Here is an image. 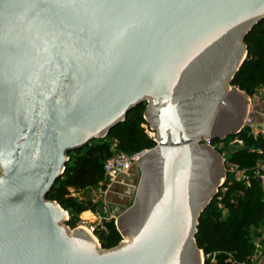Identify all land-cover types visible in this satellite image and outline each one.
<instances>
[{"label": "water", "instance_id": "1", "mask_svg": "<svg viewBox=\"0 0 264 264\" xmlns=\"http://www.w3.org/2000/svg\"><path fill=\"white\" fill-rule=\"evenodd\" d=\"M263 18L264 0H0V264H204L199 217L225 177L210 143L241 130L231 81ZM144 102L158 143L134 204L109 203L130 241L104 248L47 193Z\"/></svg>", "mask_w": 264, "mask_h": 264}, {"label": "trees", "instance_id": "2", "mask_svg": "<svg viewBox=\"0 0 264 264\" xmlns=\"http://www.w3.org/2000/svg\"><path fill=\"white\" fill-rule=\"evenodd\" d=\"M245 43L247 55L232 84L252 94L257 84V72H260L264 81V18L247 33ZM145 108L146 102L133 108L126 119L108 134L118 140V146L122 150L134 152L155 146V140L142 126L146 120ZM235 137L243 139L245 145L234 149L229 158L251 170L263 157L264 134L254 135L251 126L246 125L236 134L214 138L211 143H228ZM106 138L107 136L96 138L68 153L65 170L47 193L48 199L63 203L70 187L86 188L102 180L104 162L112 155L109 152L104 157L108 146ZM134 147L137 149L129 150ZM216 200L227 208L226 214L216 205ZM263 218L264 196L259 179L251 176L248 182L229 173L199 217L195 238L206 256L204 264H239L251 261L254 245L246 238L245 227ZM67 223L75 225L71 218ZM108 226L111 228L108 233L103 231L98 234L104 248L113 247L121 240V234L112 223H108Z\"/></svg>", "mask_w": 264, "mask_h": 264}, {"label": "rangeland", "instance_id": "3", "mask_svg": "<svg viewBox=\"0 0 264 264\" xmlns=\"http://www.w3.org/2000/svg\"><path fill=\"white\" fill-rule=\"evenodd\" d=\"M256 76L257 84L253 93L248 94L245 90H243L250 97L246 111L247 116L245 121L243 122V125L246 126L248 125V123H250L254 135H257L259 133L263 134L261 130L264 129V121L261 123L256 118L259 109L258 105H260L261 101L264 100V81H262L261 79L262 75L260 74V72H257ZM145 116L146 108L144 111V117ZM258 123H260L259 128L257 127V125H259ZM145 124H147L148 127H150L151 124L148 119L143 121L142 126L146 131L147 126ZM106 136L108 146L104 157H107L109 155V152L113 155L118 151L122 150L118 146V140H116L113 135ZM244 145L245 141L243 139L242 142L235 143H210V146L214 150H216L222 157L223 166L225 169V177L222 179L223 181L229 173L232 174L234 177H237L238 171L245 169V167L242 166L239 162L231 161L229 158L231 152L234 149L243 147ZM134 149L136 150L137 148L134 147L130 148L129 150ZM230 167H234L235 170L231 171L229 169ZM141 178L142 169L139 164H135L127 172L120 174L113 180L107 178L104 175L102 180L86 188L70 187L69 193L67 194V196H65L63 203L58 202V204L67 212V217L71 218V220L74 221L75 225L72 226L71 224L67 223V221H62V223L71 228L83 225L81 227L85 228L86 230H88L86 228V224H83L82 221L87 223H93L94 225L97 223L96 230H94L93 233L89 230L88 231L91 233V235L95 238V240L99 243L100 246L101 242L98 234L103 231L104 233L109 232L111 228L108 226V223H112V225L119 231L122 240L124 239L125 241L127 238L130 239L131 235H123L118 227L119 216L109 217L108 213L105 211L104 206L107 203H116L125 207H129L130 205H132L136 199ZM216 205L224 211V214L228 212L227 208L224 207V205L219 200H216ZM98 220H101L102 222H97ZM245 232L246 238L253 243L254 250L252 252L251 261L240 262L239 264H261V261L264 260V218L250 223L248 226L245 227ZM205 257L206 256L204 252L201 251V258L203 261L205 260Z\"/></svg>", "mask_w": 264, "mask_h": 264}, {"label": "built area", "instance_id": "4", "mask_svg": "<svg viewBox=\"0 0 264 264\" xmlns=\"http://www.w3.org/2000/svg\"><path fill=\"white\" fill-rule=\"evenodd\" d=\"M145 119L147 120V116H145ZM147 126V124H145ZM248 125H250V123H248ZM264 134V129L261 130ZM146 132L147 134L152 137L156 144L158 143L157 137H156V131L153 127H146ZM230 143H235V142H242L241 138H234L231 139L229 141ZM155 144V145H156ZM154 147V146H153ZM153 147H147V148H143L134 152H127L124 150H120L117 153L111 155L110 157H108L103 165V171H104V175L107 178L110 179H115L117 176H119L120 174L127 172L129 169H131L133 167V165L138 164L139 161L137 158L141 157L142 155H144L145 153H147L148 151H150ZM231 171H234L235 168L234 167H230L229 168ZM251 176H255L259 179V182L261 184V188L263 191V196H264V151H263V157L262 159L257 163L256 166H254L251 170H247V169H243V170H239L238 174H237V178L239 179H243L245 181H250ZM105 211L108 213L109 217H116L114 216L109 208V203L105 204ZM83 224H86V228L90 231V232H94V230H96V226L97 223L94 225L93 223H87L82 221ZM97 222H102L101 220H98ZM83 226V225H81ZM79 226V227H81Z\"/></svg>", "mask_w": 264, "mask_h": 264}, {"label": "flooded vegetation", "instance_id": "5", "mask_svg": "<svg viewBox=\"0 0 264 264\" xmlns=\"http://www.w3.org/2000/svg\"><path fill=\"white\" fill-rule=\"evenodd\" d=\"M235 76V75H234ZM234 78V77H233ZM233 80V79H232ZM231 85H234V84H232V81H231ZM234 86H236V85H234ZM237 87V86H236ZM243 103V102H242ZM146 105H147V103H146ZM225 105H228V100H227V102H226V104ZM246 108V111H247V107H245V104L243 103V105L241 104V106L236 110V112H235V114L233 115L234 116V118H235V120H237V119H240L242 116H243V112H244V109ZM245 115H246V112H245ZM245 117V116H244ZM244 121H245V118H244ZM243 121V122H244ZM245 127V125H243L242 124V127H241V129L242 128H244ZM152 164V166H153V168H156L157 169V166L159 165V163H158V161L156 162V161H153V163H151ZM135 202V201H134ZM134 202H133V204H134ZM132 204V205H133ZM132 205H130V206H132ZM129 206V207H130ZM122 241H124V239L122 240L121 239V242Z\"/></svg>", "mask_w": 264, "mask_h": 264}, {"label": "crops", "instance_id": "6", "mask_svg": "<svg viewBox=\"0 0 264 264\" xmlns=\"http://www.w3.org/2000/svg\"><path fill=\"white\" fill-rule=\"evenodd\" d=\"M238 88V87H237ZM238 90H240L241 92H243L247 97H248V103H249V100H250V97H249V95L246 93V92H244L243 90H241L240 88H238ZM258 112H257V120L259 121V122H263L264 121V100L263 101H261V103H260V105H258ZM246 116L247 115H245V119H246ZM259 125H257V127L259 128V126H260V123H258Z\"/></svg>", "mask_w": 264, "mask_h": 264}, {"label": "bare ground", "instance_id": "7", "mask_svg": "<svg viewBox=\"0 0 264 264\" xmlns=\"http://www.w3.org/2000/svg\"><path fill=\"white\" fill-rule=\"evenodd\" d=\"M126 241H130V239L127 238L124 242H126Z\"/></svg>", "mask_w": 264, "mask_h": 264}]
</instances>
